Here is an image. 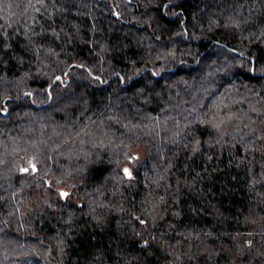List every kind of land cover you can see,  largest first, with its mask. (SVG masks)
Listing matches in <instances>:
<instances>
[{
    "label": "trees",
    "instance_id": "16d2710c",
    "mask_svg": "<svg viewBox=\"0 0 264 264\" xmlns=\"http://www.w3.org/2000/svg\"><path fill=\"white\" fill-rule=\"evenodd\" d=\"M0 264H264V0H0Z\"/></svg>",
    "mask_w": 264,
    "mask_h": 264
},
{
    "label": "rangeland",
    "instance_id": "374dc122",
    "mask_svg": "<svg viewBox=\"0 0 264 264\" xmlns=\"http://www.w3.org/2000/svg\"><path fill=\"white\" fill-rule=\"evenodd\" d=\"M146 155V151L143 148H134L131 154L130 159L122 166V171L124 173L125 169L128 170V173H130V175L128 173H126V175L128 176H132L133 171H134V164L137 161H142L144 159ZM56 190L61 194V193H67V195L64 197V199L70 198L72 197V192L70 189L64 187V186H57Z\"/></svg>",
    "mask_w": 264,
    "mask_h": 264
},
{
    "label": "snow or ice",
    "instance_id": "6c2138e0",
    "mask_svg": "<svg viewBox=\"0 0 264 264\" xmlns=\"http://www.w3.org/2000/svg\"><path fill=\"white\" fill-rule=\"evenodd\" d=\"M125 172H126V173H128V170H127V169H125ZM128 174L130 175V173H128ZM61 195H62V196H66V195H67V193H61Z\"/></svg>",
    "mask_w": 264,
    "mask_h": 264
},
{
    "label": "water",
    "instance_id": "95a60500",
    "mask_svg": "<svg viewBox=\"0 0 264 264\" xmlns=\"http://www.w3.org/2000/svg\"><path fill=\"white\" fill-rule=\"evenodd\" d=\"M128 1H131V0H128ZM116 16H117V17L119 16L118 12H116ZM35 169H37V168L35 167ZM64 197H65V196H64Z\"/></svg>",
    "mask_w": 264,
    "mask_h": 264
}]
</instances>
